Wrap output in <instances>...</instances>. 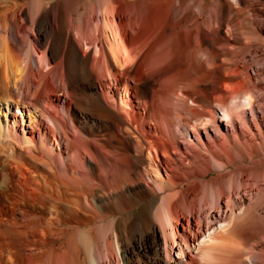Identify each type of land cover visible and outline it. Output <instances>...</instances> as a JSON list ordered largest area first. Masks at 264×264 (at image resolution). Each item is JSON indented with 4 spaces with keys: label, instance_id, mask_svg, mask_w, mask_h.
<instances>
[{
    "label": "bare ground",
    "instance_id": "1",
    "mask_svg": "<svg viewBox=\"0 0 264 264\" xmlns=\"http://www.w3.org/2000/svg\"><path fill=\"white\" fill-rule=\"evenodd\" d=\"M46 1L29 0L28 10L26 9L23 12L26 18L31 20V31L36 36H33L34 34L31 31H27L28 35L26 36L31 35L32 39L29 37L21 40L15 35L10 37L11 35L9 36L8 34L10 33L9 30H11L8 27L9 20L10 17L14 19L19 17L18 8L12 9L13 7L7 4L8 1L6 3L5 0L3 1V3L5 2L4 7L2 5V8H0V264H189L190 262H188L186 255L191 251V248L192 250L196 249L202 260L208 258L209 260H212V258L216 260V256L212 255L211 250L215 252L220 247V241L217 240L218 232H228L231 228L232 220L241 217L243 218L242 221H244L245 216L250 213V209L246 206L239 208L238 212L231 208L233 212L232 220L224 221L221 219L224 209L220 207L219 210V207H217V196H220L222 192H226L228 188H231L233 193L236 190V183L232 182V185H228L224 172L232 168L240 169L243 165L248 164L256 165L257 171H259V168L264 166V140L255 146V144L248 142L242 143L241 140L236 138L235 134L233 144L231 143L232 141H229L230 138L226 136L228 138L227 141L231 145L225 143V139L223 140L222 138L224 143L222 148L216 149L214 147L210 151L207 150V154L197 153L196 151L195 164L204 165V167L212 171L214 168L217 174L214 184L217 187L215 189H209L210 186L206 188L210 191L207 195H211L210 197L205 195L201 201H207L210 198L216 199L214 205L216 209H212L215 216H212L210 224L207 225V230L204 233L202 230L200 235H197L196 238L194 237L195 241L193 244H190L184 235V242L178 241V237H180L177 230L179 215L176 214L179 206L181 205L182 207L183 202L186 204L187 198L177 200V204H169L171 202L169 200L176 194L169 191L166 192L167 187L165 182H163L165 178L155 169L153 180L156 178L157 182L159 181L160 187L158 186V188L162 190L161 200L163 203L157 210L155 218L145 215L144 218L133 220L132 215L129 216L125 213V195L122 190L119 191V188L125 180L130 179L134 183L141 182H139L138 176H135L133 180L129 175L131 173L128 172V169L127 172L121 170L122 166L126 165L124 155L117 152L119 157L114 159L113 162L110 160V156L105 155L102 159L98 158L97 166L94 165V167L89 168L86 165L87 167H84V164H81L82 157L78 158V152H75L76 139L71 138L69 135L64 118L55 116V110V114L51 111L54 109L51 98H59L58 93L61 86L57 79H61V89L72 88L75 93L85 86L86 90L90 91L91 100H84L87 110L80 109L76 105L71 107L76 119L81 122V119L92 120L94 115L103 116L106 118V124L102 128L109 130L107 133H112L111 137L115 138L118 148L124 146L134 147L136 154L133 158L136 167H140L145 162L153 164L157 161L159 152L155 140H147L145 137L142 138L137 135L130 139L117 137L118 133L112 128L111 120L107 114V112L113 113V110L106 104H102L104 102L102 94H105V92L103 91L101 94L96 78L97 75L93 71L94 69L90 67L92 51L100 53L105 64L110 63L111 61L109 60L111 59L112 63L117 64H125L135 59L126 47L119 27L111 20V15L114 12L112 7L118 2H121L122 5L124 1L100 0L99 4H97L100 7L101 14L104 16V25L102 26L110 29L108 34L103 32L93 22V15L96 10L94 7L93 10L90 9L92 12L91 14L89 13L90 16L87 17L86 21L79 12H75L73 20L82 21V24L70 27L66 16L67 10L65 11L64 9V1L58 0L52 5H48ZM67 1L69 2L70 0ZM182 1L153 0L148 10L152 16L158 15L160 11L168 13L172 21L177 11L181 9V3H185V1ZM222 2L220 5L217 4L214 11H208L205 16L201 17L200 19L202 20L199 19L200 21H198V12L195 13V10L191 7L186 8L185 20L201 27L198 28L201 34V38H197L198 42L201 41L208 43V46L211 45L214 53L217 51V45L221 43L218 37L220 32H209L205 29V25L214 21L218 22L220 26L225 23H234L236 27H238L237 25L245 24L244 19L240 18L241 20H237L239 10L236 11L235 9L239 5V0ZM21 16L23 15L21 14ZM178 21L173 20L171 26L166 29L151 25L144 31L139 48L140 52L145 55L146 61L156 50L158 45L157 37L160 34L173 35L170 30L177 28L179 25ZM174 23L178 25L173 26ZM191 34L193 35V32ZM191 34L186 32V37H184V35L177 33V36H179L177 42L180 47L179 53H176L175 62L172 61L164 72L173 75L175 74L174 70L178 68L179 72L184 71L182 72L183 74L180 72L179 79H191V77L196 76V78L192 79H197V93L200 94V99L205 102L208 99L210 100L215 92L216 95H218L217 92H221L222 96L232 93L234 94L232 104L233 102L236 104L235 108H252L253 96L247 86L234 81L231 83L224 81L226 74L232 75L230 73L232 69L227 67V64L223 62V64H219L217 62L218 64L214 66L211 64L212 67H208L207 63H203L205 62V60L203 61L204 52L199 53L195 49L196 42H193ZM187 35H190L191 38ZM33 38L36 44L46 45L50 58H63L65 62V72L63 74L59 75L58 71L60 69L56 70V68H59L58 66L52 70L50 69L51 66H49V70L46 72L41 67L42 71L39 65L37 68L34 67L32 64V49L35 42ZM98 40L103 42L104 48L101 47V43L99 44ZM176 61L178 65L175 69L174 63ZM102 75L101 73V77ZM143 79L140 91L142 95H147L153 86L155 78H151L147 74ZM223 81L225 84H223ZM100 83L102 86L107 84L103 81ZM174 89V87H170L164 90V93L161 92L167 96ZM184 92L181 91L179 94L183 102L184 94H186ZM240 93L243 96L237 98ZM215 94H213L211 99L214 98ZM218 96L221 101V96ZM106 97L108 98V96ZM93 98L96 99L98 104L95 101L93 102ZM168 98H170V94ZM194 101L192 99V104L196 105L197 103ZM209 103L211 102L209 101ZM164 110L160 109V113L163 111L165 120H168L166 123L167 127L164 128L162 126L163 134L166 133L170 143L173 144L174 140L179 138V133L172 127L176 120H172L173 116L171 113L173 109L171 110L168 107ZM205 110L208 112L209 108ZM197 113L196 111V115ZM218 114L222 117V121L225 122L228 130L231 126L235 128V116L231 110L228 108L223 109V112ZM159 116H162V113ZM213 119L216 121L211 114L210 121ZM46 120L50 121V124ZM179 120L180 122L182 121V119ZM120 122L123 125L124 122ZM197 124L192 125L195 131L197 130ZM82 127L88 132L97 130L92 125H88L87 122ZM51 132L61 136L67 149L65 153H53L54 147L50 145L49 136ZM190 132L191 130L189 131V129L182 131L186 136H189ZM37 133L39 134L38 137H36ZM164 136L166 137V135ZM146 143H149L148 146ZM131 144L133 145L131 146ZM145 148L147 149L146 151ZM144 151L146 154L142 155L143 153L141 154V152ZM221 151L225 152L226 159ZM117 153L115 152L116 155H118ZM104 159H109L111 163L108 166L104 165ZM151 168L154 167L151 166ZM262 176V180H264V174ZM162 178H164L163 181ZM102 186L104 188L115 186L117 190L110 189V191L107 190L109 192H97V189L101 190L100 187ZM122 188L124 187L122 186ZM260 188L264 190V186ZM139 191L143 194L147 193L144 187H140ZM113 195H117L120 199L119 216L117 219L108 220L107 217L113 211L111 209L113 205L111 198ZM232 199L230 197L229 207H232ZM205 212L206 210L201 213ZM100 222L101 224H98ZM81 224L91 226L85 232V228L83 230L80 228ZM71 229L73 230V235L70 238L67 237L68 240L64 241V237ZM230 231L231 233L233 232L230 229L229 233ZM99 238L101 239L99 240ZM242 240L234 241L235 243L227 240V244L225 242L222 243L224 248L229 243L232 244L230 245L232 247L236 246V249L230 251V255H227L224 260L229 261L231 264H256L252 255L253 252L244 246L247 241L244 240V242ZM230 246H227L228 249H231ZM174 249L177 250L176 252L174 251L175 254L173 253V255L172 251ZM146 252H152L153 255L145 258ZM243 252L246 254L244 253V255Z\"/></svg>",
    "mask_w": 264,
    "mask_h": 264
},
{
    "label": "rangeland",
    "instance_id": "2",
    "mask_svg": "<svg viewBox=\"0 0 264 264\" xmlns=\"http://www.w3.org/2000/svg\"><path fill=\"white\" fill-rule=\"evenodd\" d=\"M3 1L0 0V8L4 7V3L6 1H8V3L6 2L7 4H10L13 7L12 9H16V7L18 8V21L17 18L14 19L13 17H10L9 20L10 23L8 24V27L11 29L9 30L10 33H8L9 36L11 35L10 37H12V35H15V37H18L21 40L29 37L32 39L31 35L26 36L28 35L27 31H31V20L26 18L25 13H23L26 9L28 10L29 0H5L4 3ZM47 1L46 3H48V5H52L58 0ZM63 1L65 4L64 9L65 11L67 10L66 16L68 18V25H70V27L82 24V21L73 20L75 18V12H79V14H81L86 21L94 7L96 10L93 15V22L106 34L110 32L109 28L102 26L104 25V16L101 14L99 5H97L99 4L100 0H70L69 2L67 0ZM123 1L124 3L122 5L121 2H118L112 7L114 12L111 15V20H113V22L119 27L122 38H124L126 43L125 45L128 48L130 54L134 56L135 59H133L134 61L132 60L131 62L129 61L125 64L112 63L111 59L109 60L111 61L110 63L105 64L103 56H101L100 53H94L92 51V58L90 57V67L91 69H94L93 71L97 75L96 78L98 85L100 86L101 94L103 91L105 92V94H102V99H104L102 104H106L113 110V113L107 112V114L111 120L112 128L115 129L116 133H118L117 137L130 139L137 135L141 136L142 138L145 137L147 140H155L156 144L158 145L159 152L157 155L158 159H156L157 161L153 164H150V162H145L140 167H136L133 158L136 154L134 147L132 146L133 144H131L132 147L124 146L125 148H118L115 138L111 137L112 133L109 132V135V133H107L109 130L102 128V126L106 124V118L103 116L94 115L93 119H89L88 121L81 119L82 123L76 119L75 115H73L71 111V107L76 105L79 106L80 109L87 110L88 108L85 106L84 100H91V96L89 95L90 91H87L85 86H83L77 93H75L72 88L61 89L62 82L58 77L60 80L57 79V81L61 86L58 93L59 98H51L54 107V109L51 111L53 114H55V110V116H58L62 119L64 118L69 135L71 138L76 139L75 152H78V158L82 157L81 164H84V167L88 166L90 168L94 167V165L97 166L99 159H102V157L105 155L110 156V160L112 162L114 159L119 157L117 152L124 155V158L126 159V165L122 166L121 170L127 172L128 169V172L131 173L129 174L131 178L134 180L135 176H138L140 179L139 182H141L134 183L131 182L130 179L125 180V182L119 188V191L122 190L125 195V213L129 216L132 215L133 220L144 218L145 215L155 218L157 210L160 208L161 203H163L161 200L162 190L158 188V186L160 187L159 181L157 182L156 178L153 180L154 171H159L165 178H162V181L164 179L163 182H165L167 187L166 192L169 191L170 193L176 194L169 200L171 201L169 204L174 205L177 204V200L184 199L185 197L187 198L186 204L183 202L184 205L182 204V207L181 205L179 206L176 214L179 215L177 230L180 234V237H178V241L184 242V235V237H187L186 239L188 242L193 244L196 236L200 235L202 230L203 233L207 230V225L210 224L212 216H215V213L212 211V209H216L214 206L216 199L214 200L213 198H210L207 199V201L201 200L205 195H207V193L210 192L208 191L209 189H215L217 187L214 184L215 180L217 179V174L214 171V168L212 171L208 170V168L204 167V165L195 164L196 151L197 153L207 154V150L210 151V149H213L214 147L216 149H219L220 147L222 148L224 146V139L225 143L231 145L229 141H232V144L234 143L235 134L236 138L241 140L242 143L248 142L255 144V146L259 145V143L264 140V0H239V5L235 9L236 11L239 10L237 20L240 18L244 19L245 24H240V26L237 25L238 27H236L234 23H225L223 26H220V24L215 21L211 24L205 25V29L209 32H220L218 37L221 43L220 45H217V51L215 53L213 52V47L211 45L208 46V43H203L201 41L198 42L197 38H201V34L199 33L200 29L198 28L201 27L194 25L193 22H187V20H185V14L187 12L186 8L191 7L195 10V13L198 12V21H200L202 20L200 18L205 16L208 11H214L217 7V4L220 5L222 1L226 2L228 0H188V2L187 0H183L185 3H181L182 7L177 11L179 14L174 15V18L172 19V21H183H181V23L178 21L179 25H175L174 23L173 26H178L175 30H170L173 35L170 36L169 34H160V36L157 37L158 45L154 52L155 54L152 53L147 61L145 59V55L140 52L139 48V43L143 36L142 34L151 25L158 26L160 29L169 28L172 23L170 15L160 11L158 15L152 16L148 10V7L151 5L150 3H152L153 0H138L137 4L136 0ZM21 14L23 16H21ZM186 32H190V34L193 32V35L191 34V36L193 37V42H196L195 49H197L199 53L202 51L204 52L203 61L205 60V62L203 63H207L208 67H212V65L214 66L218 63H224L227 64V67H231L232 70L230 73H232V75L226 74L224 81L227 83L234 81L241 85H246L253 96L252 108H235L236 104H234V102L232 104L234 98V94L232 93L222 96L221 92H217V94L221 96L220 99H223L220 101L219 96L216 95L215 92L213 93L215 94L214 98L211 99L213 96L212 94L211 98L209 97L210 100L208 99L205 102L203 99H200V94L197 93V79H192L196 78V76L191 77V79H179L180 72L183 74L182 72L184 71L182 70L179 72V69L177 68V61V64L174 63L177 57L176 53H179L178 50L180 48L179 45H177L179 38L177 33L186 37ZM31 33H33V31H31ZM33 36L36 35L34 34ZM188 37H190V35ZM33 40L35 41L34 38ZM98 41L99 44L101 43V47L104 48L102 45L103 42L100 40ZM33 46L32 64L35 68H37L39 65V68L42 67L46 72L49 70V66H51V70L58 66L59 68H56V70L58 71L60 69L58 71L59 75L65 72V62L63 61L62 57L56 59L50 58L47 51L48 48L45 47L46 45H41L39 43L36 44V41L34 42ZM172 61H174V66H176L174 68H177L174 70V76L164 72L165 69L170 66ZM101 73L103 74L102 77ZM147 74L149 77H153L155 79L152 84L153 86L151 85V90H149L147 95H142L140 91L141 83ZM101 81L106 82L107 84L102 86L100 83ZM224 81L223 84H225ZM170 87H174L176 90L174 89L173 92H170V98H168L169 94L165 96L163 95V91L169 89ZM181 91H185L184 93H186L184 94V102L179 96ZM159 94L162 95L160 96ZM106 96H108V98ZM242 96V93H240L237 95V98ZM192 99L195 100L194 102L197 103L196 105L192 104ZM92 100L93 102H96V99L93 98ZM209 101L211 103H209ZM168 107L171 110L173 109L171 113L173 116L172 120H176L174 121L175 123L172 127H174V129L177 130L176 132L179 133V138L175 139L173 144H171L167 138L168 135L166 133L163 134V127H167L166 123L168 120H165L164 109ZM208 108L209 110L207 112L205 109ZM227 108L232 111L233 115L235 116L234 121L236 123V126H234L235 128L231 126L229 127V130L225 122L222 121V117L218 114L223 112V109ZM160 109L164 110V112H161L162 116H159L161 114ZM196 111L198 112L197 115ZM211 114L212 117L216 119V121H214V119L210 121ZM179 119H182V121L180 122ZM46 121L50 124V121ZM120 121H123L125 124L123 123L122 125ZM86 122L88 125H92L94 128H97V130L95 129L93 132L84 130L82 126ZM195 123H198L196 131L194 128H192V125H195ZM182 129H189V131L191 130L189 136L184 135L182 133ZM164 135H166V137ZM38 136L39 134L37 133L36 137ZM49 136L50 145H53L54 147L53 153H65L67 149L61 136H57L53 132H51ZM226 136L230 138L229 141H227L228 138ZM146 144L148 146L149 143ZM146 150L147 149L145 148V151ZM145 151L141 152V154H146ZM115 152L118 155H116ZM221 153L223 156L225 155L224 158L226 159L225 152L221 151ZM121 157L123 156L121 155ZM108 160L109 159L103 160V163L105 162L104 165L108 166V164L111 163L110 160ZM151 166L154 168H151ZM259 169L261 172L257 171L258 169L256 165L248 164L243 165L240 169L232 168L231 170H225L224 175L227 177L228 185H232L231 183L235 182L236 190L233 193L232 189L228 188L226 192H222L220 196H217V207H219V210L220 207H223L224 209L221 219L224 221L231 219L233 214L231 208L237 210L238 212L239 208L246 206L250 209V213L245 216L246 218L244 217L245 222L242 221L243 218L241 217L235 220L231 219L233 221V225L231 224L230 226V229L233 230L232 233L231 231L229 233L230 229L228 232H218L219 234L217 240L220 241V247L217 248L218 251L215 249V252L211 250L212 255L216 256V260H214V258H212V260H209V258L202 260L197 254L196 249L192 250L191 248V251H189L186 255L188 262L191 264H231L229 261H225L224 259L227 255H230V251H234L236 249V246L232 247L230 246L232 244L229 243L228 245H225L226 248H224L222 243L225 242V244H227V240L230 242L232 239L233 240L231 243L237 240L241 241L243 239L242 241H247L245 243L246 245L244 246L253 252L252 255L255 259V263L264 264V190L261 188L259 189V187L264 186V180H262L264 166L260 167ZM122 186L124 188H122ZM209 186L210 188L207 190L206 188ZM140 187H144L147 193H141L139 191ZM100 188L101 190L98 188L99 190L97 189V192H109L110 189L117 190L115 186L111 188H104V186H102ZM210 195L211 194L207 196L210 197ZM230 197L233 198L232 207L228 206V204L231 202ZM111 199V203L113 204L111 209H113V211L107 217L108 220L117 219L119 216L118 208L120 199L117 195H113ZM228 208H230V210H228ZM204 210H206V212L201 213ZM98 224H101V222ZM85 225L86 224H81L80 228H82V230L85 228L84 230L86 232L91 225ZM233 228H236L237 231L236 229L234 231ZM93 231L95 233V229ZM72 235L73 230L71 229L64 237V241H67ZM100 239L101 238H99V240ZM227 246H230L231 249H228ZM176 250L177 249H174L172 254H175ZM244 253L245 252H243V254ZM146 254L145 258H147V256L153 255L152 252H146Z\"/></svg>",
    "mask_w": 264,
    "mask_h": 264
},
{
    "label": "crops",
    "instance_id": "3",
    "mask_svg": "<svg viewBox=\"0 0 264 264\" xmlns=\"http://www.w3.org/2000/svg\"><path fill=\"white\" fill-rule=\"evenodd\" d=\"M178 13H179V12H177L176 15H178ZM186 13H187V12H186ZM173 14H174V13H173ZM185 15H186V14H185ZM176 21H178V20H176Z\"/></svg>",
    "mask_w": 264,
    "mask_h": 264
}]
</instances>
